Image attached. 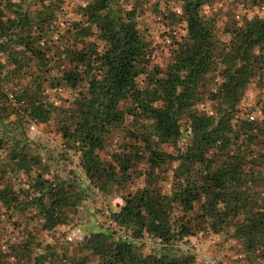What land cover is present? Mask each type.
<instances>
[{
  "label": "trees",
  "instance_id": "16d2710c",
  "mask_svg": "<svg viewBox=\"0 0 264 264\" xmlns=\"http://www.w3.org/2000/svg\"><path fill=\"white\" fill-rule=\"evenodd\" d=\"M29 1L0 0V51L7 52L4 60L0 57V149L9 148L5 159L12 169L28 174L31 163H40L22 125L46 123L53 114L64 146L79 153L85 176L102 191L125 181L138 162H147L151 171L178 162L170 194L146 179L112 213L117 230L86 237L84 247L96 264H196L178 242L228 226L249 257L261 256L264 173L254 167L259 158L250 146L263 129L242 118L241 101L249 83L264 82V18H243L222 42L214 20L201 13L208 0H181L180 15L170 14L185 22L186 36L176 41L163 70L149 66L152 46L138 29L137 8L126 9L124 0H82L75 4L74 17H57L60 23L56 6L63 0ZM56 33L63 41L53 48ZM61 54L66 62L59 60ZM30 61L37 66L28 72ZM26 73L30 79L23 84ZM144 74L147 82L139 86L136 79ZM64 88L78 92L64 105L53 104L52 91ZM205 93L217 105L210 114L197 110ZM127 99L131 106L124 110L119 103ZM126 115L141 121L127 131L133 142L104 162L98 151L113 129L125 126ZM187 125L191 132L176 155L159 150L161 144L183 140ZM31 180L24 207H39L48 229L66 223V208L84 199L80 182L55 181L41 172ZM17 200L12 187H0L3 207L18 206ZM144 237L156 241L155 251H143ZM83 257L79 264L88 262ZM43 259V254L33 257L38 264Z\"/></svg>",
  "mask_w": 264,
  "mask_h": 264
},
{
  "label": "rangeland",
  "instance_id": "374dc122",
  "mask_svg": "<svg viewBox=\"0 0 264 264\" xmlns=\"http://www.w3.org/2000/svg\"><path fill=\"white\" fill-rule=\"evenodd\" d=\"M81 2L82 0H63L61 6H56L55 21L60 23L59 21L67 17H74L75 4ZM122 4L126 9L132 6L137 8L138 29L150 42L153 50L149 66L156 65L158 69L165 70L172 57V50L177 46L176 41L186 36L185 22L179 16L173 18L170 14V12H176L180 15L182 1L124 0ZM201 13L214 20L215 32L219 39L225 42L230 39L229 30L235 25L239 26L243 18L250 19L254 16L264 18V0H208L202 7ZM57 17L59 21L56 20ZM52 37L53 48L61 47L63 41H61V34L56 33ZM3 54L2 60L5 59L7 52ZM60 59L67 61L65 54H61ZM27 66L26 71L31 72L37 65L34 61H30ZM144 78H146L145 74L137 77L139 86L147 82ZM29 79L30 75L26 73L22 78L23 84ZM77 92L78 89L70 90L69 88L52 91L50 100L55 105H64L65 100H71ZM8 97L14 99L11 93H8ZM119 106L127 110L131 106V100L121 101ZM216 107V101L208 98L205 93L197 105V110L200 113L210 114ZM241 107L243 108L242 118L255 120L263 129L254 144H251L250 150L252 156L259 158L258 164L254 167L264 173L263 81L254 79L247 85ZM30 123L25 121L22 125L25 127L24 136L28 138L27 143H31V152L38 154L41 158L40 163H31L33 169L30 173L12 169L13 163H8L5 159L10 151L9 148L0 149V171H5L0 177V187L5 185L12 187L19 204L18 206L11 204L9 208L0 204V264H38L34 262L33 257L39 254L44 256L40 264H79L83 256L88 258L86 264H96L97 258L84 247L85 239L99 230L118 229L111 217L112 213L122 205L124 195L133 193L136 188L147 184L146 179L149 178L154 180V187L159 188L163 193H171L174 185L172 172L178 164L177 161H167L153 171L150 170L147 162H138L135 168L129 170L125 181L121 184L110 183L102 191L85 176L79 153L64 146L55 114L46 123L36 124L35 130L30 129ZM140 123L139 119L133 120L130 115H126L125 126L113 129L106 136L103 148L98 151L99 158L104 162L113 161L112 155L120 150V146L126 142H133L127 135V131L130 128H138ZM10 126L8 125V128ZM184 133L183 140L180 139L176 144L173 142L161 144L159 150L176 155L187 141L188 134L186 131ZM36 172H41L45 178L55 181L62 179L77 181L85 188L81 203L74 209L66 208L69 216L66 223L48 229L43 226L44 218L39 207H24L27 196L31 195L27 191ZM74 227L79 228L80 233L73 241H68L66 236ZM141 242L144 252L156 250L155 240L144 237ZM178 243L180 248L187 249L194 255L196 264H264V251L256 260L249 257L241 242L232 235L230 226L219 233L200 231Z\"/></svg>",
  "mask_w": 264,
  "mask_h": 264
},
{
  "label": "built area",
  "instance_id": "2783aa9c",
  "mask_svg": "<svg viewBox=\"0 0 264 264\" xmlns=\"http://www.w3.org/2000/svg\"><path fill=\"white\" fill-rule=\"evenodd\" d=\"M1 43H2V39H0V44H1ZM0 57H3V52H1V51H0ZM29 127H30L31 130H35V128H36V123H35L34 121H31ZM185 131L187 132V134H190L191 129H190L189 125H187V126L185 127ZM79 233H80V229L77 228V227H74V228H73V229L67 234L66 239H67L68 241H73V240L77 237V235H78ZM122 235H123V237H126V236H127V235L124 234V233H123Z\"/></svg>",
  "mask_w": 264,
  "mask_h": 264
}]
</instances>
